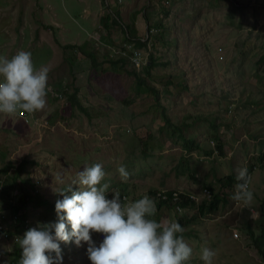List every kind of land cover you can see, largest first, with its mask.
Returning a JSON list of instances; mask_svg holds the SVG:
<instances>
[{
    "label": "rangeland",
    "instance_id": "rangeland-1",
    "mask_svg": "<svg viewBox=\"0 0 264 264\" xmlns=\"http://www.w3.org/2000/svg\"><path fill=\"white\" fill-rule=\"evenodd\" d=\"M40 1L0 0V56L10 59L29 51L35 67L50 69L43 111L25 119L0 114V214L10 234L0 233V264H10L20 248L16 237L57 222L55 211L37 207L35 200L15 220L12 208L19 198L29 192L55 204L63 199L59 191L85 167L103 166L108 199L118 189L134 201L144 195L154 200L155 190L200 195L207 187L225 197L237 183L238 154L250 149L248 154L255 155L246 167L261 162L264 0H47L48 13L40 11L45 8ZM93 12L106 13L103 21H108L101 23L109 29L89 19ZM136 17L143 20L141 34L152 35L143 45L126 36L131 30L124 23ZM55 18L61 29L51 24ZM147 26L156 29L153 34ZM152 38L157 45L149 47ZM124 43L146 52L143 68L131 66L132 48ZM150 59L155 66L148 68ZM74 93L87 114L72 105ZM184 139L200 148L186 150ZM212 139L215 146L222 141L223 153L215 154ZM120 166L129 173L127 182L117 171ZM58 173L63 182L56 180ZM251 176L256 220L239 205L204 215L195 204L181 214L156 205L160 223L184 221L183 237L193 250L186 264H202L204 247L217 251L213 264H264V254L248 234L251 228L256 238L264 229V170L255 169ZM71 188L79 190L78 185ZM234 229L240 238L234 239ZM92 238L98 246L99 234ZM60 247L58 264H91L87 244L77 247L73 240Z\"/></svg>",
    "mask_w": 264,
    "mask_h": 264
},
{
    "label": "clouds",
    "instance_id": "clouds-1",
    "mask_svg": "<svg viewBox=\"0 0 264 264\" xmlns=\"http://www.w3.org/2000/svg\"><path fill=\"white\" fill-rule=\"evenodd\" d=\"M49 71L45 65L35 67L29 51L20 50L10 59L0 56V114L11 117L43 111ZM117 171L122 182H127L126 168L120 166ZM236 173L237 183L230 199L251 209L256 219L259 213L251 207L252 176L246 166ZM105 175L99 163L85 167L66 190L59 191L63 199L55 202L57 222L30 228L23 238H17L22 249L19 264H58L62 260L60 242L73 240L77 247L81 242L88 245L91 264H186L190 260L193 250L183 237L181 225L175 220L157 222L153 218L156 202L147 195L134 201L127 197L122 200L120 191L114 189L108 199L110 185L102 183ZM56 180L63 182L61 174ZM71 185H78L79 190L72 191ZM93 233L103 235L98 246ZM46 253H55V259ZM216 256V250L204 247L200 258L204 264H213Z\"/></svg>",
    "mask_w": 264,
    "mask_h": 264
},
{
    "label": "trees",
    "instance_id": "trees-1",
    "mask_svg": "<svg viewBox=\"0 0 264 264\" xmlns=\"http://www.w3.org/2000/svg\"><path fill=\"white\" fill-rule=\"evenodd\" d=\"M118 19V18H117ZM130 38V37H128ZM140 41V40H139ZM139 45H143V42H139L138 43ZM261 61L264 60V55L262 57H260ZM120 61V60H118ZM118 63V62H117ZM117 63H112V64H117ZM151 66H153L152 63H150L149 65H147L148 68H151ZM135 75V74H134ZM141 80H138V83L140 84ZM78 90L75 91V93L77 92ZM71 94L70 95V100H71V103L74 107L78 108L81 112L87 114V109L79 102L78 100V97L76 94ZM218 137H216L217 139ZM184 147L186 148V150H189V151H193L195 150L194 148L196 149H199V145H197L194 140L192 139H184ZM215 151H217V154L220 153H223L224 152V145L222 143V141L220 139L216 140V146H215ZM264 158V157H263ZM262 158V159H263ZM24 169V165H20L19 168L17 169V172L20 173L22 172ZM249 170V173H252V171L254 170L253 169V166H250L248 168ZM231 180H235L233 179V177H230ZM28 182H30V180H28ZM208 188V187H207ZM67 189V187H66ZM65 189V190H66ZM209 189V188H208ZM75 190V189H74ZM73 188H72V191H74ZM76 191V190H75ZM157 191L155 190V192L152 193V196L155 197V193ZM67 193H71V192H67ZM127 194V193H126ZM126 194L122 195V200H123V196H127ZM128 197V196H127ZM153 197V198H154ZM222 197H220V195L218 194H215L213 193V200L211 202H207V204H205L204 202H202L200 204V212H202V214H206V212L208 213H211V212H214L215 210L218 209V206L219 204L221 203ZM32 200H35V205L37 207H46V208H49V209H52L55 211V204H52L50 203L49 201H47L46 199L40 197V196H35V197H32L31 194L29 192H25L18 200V205L17 206H14L12 208V211L14 212V216H18L19 212H21L22 210L25 209V207L28 205V203H30ZM193 203V202H192ZM184 207H187L189 206L191 203L190 202H184L182 203ZM157 209L158 210H161L163 209L165 206H168V207H171L170 204L166 203V202H158L157 204ZM154 219L157 220V222H159V218L158 217H153ZM22 222H24L22 220ZM179 224L180 221H178ZM25 224V223H24ZM54 234V233H53ZM250 235L253 236L252 232H250ZM254 237V236H253ZM254 240H255V246L256 248L258 249V251H260L262 254H264V229H262V232H261V235H259L258 237H254ZM21 255H22V249L19 248L17 250H14L13 254H12V259L10 261V264H19V260L21 258ZM46 255H50L51 258H54L55 257V253H46Z\"/></svg>",
    "mask_w": 264,
    "mask_h": 264
},
{
    "label": "crops",
    "instance_id": "crops-1",
    "mask_svg": "<svg viewBox=\"0 0 264 264\" xmlns=\"http://www.w3.org/2000/svg\"><path fill=\"white\" fill-rule=\"evenodd\" d=\"M114 2V1H113ZM44 4L45 5V8H41L40 9V11L41 12H46V13H48V12H50V9H51V7H50V5H49V3L47 2V0H42V1H40L39 2V4ZM109 7H111L110 6V4H109ZM149 8H154V5L152 6V5H150V7ZM111 9V8H110ZM112 11V10H111ZM118 12V11H117ZM88 14V13H87ZM103 14H106L105 12H103V13H101V14H95V12H93L92 13V16H90V18L89 19H95V24H96V21H97V23H99L98 22V20H100V25L103 27V29H106V28H108L109 27V25H108V23H101V22H105V21H108V19H106V20H104L103 21ZM116 14V13H115ZM118 14H120L121 15V13L119 12ZM166 14V13H165ZM169 14H171V13H169ZM89 15V14H88ZM123 15H124V12H123ZM98 16H100V17H98ZM122 16V15H121ZM121 19H122V17H121ZM123 20V19H122ZM141 21H143V20H141L139 17H136V19L135 20H133V21H131L130 23H124L128 28H129V30H131V33L130 32H128V29H127V33H126V36L128 35V34H130L131 35V37H132V40L133 39H137V40H141V42H143V44H145L144 42H145V39H146V37H147V39L149 38V36H150V38L152 37V35L151 34H149V33H147V34H145V36L144 35H142L141 34V27H142V23H141ZM51 24H53V26L54 27H56V26H58L59 27V29H61V27H62V24L60 23V22H57L56 21V18L54 19V21H53V23H51ZM139 24V25H138ZM147 25V24H146ZM52 26V25H51ZM162 28V27H161ZM109 29V28H108ZM125 29V28H124ZM147 29H149V31L153 34V32L156 30L155 28H150L149 26H147ZM151 29V30H150ZM159 29H157V31H158ZM124 31H126V30H124ZM161 39V38H160ZM157 40V39H156ZM156 40H153V38H152V40H150L149 39V41L147 42V44H148V46L150 47V46H156L157 44H156ZM158 42V41H157ZM125 44V43H124ZM123 44V45H124ZM131 44H135V43H131ZM74 45V44H73ZM127 45V44H126ZM69 47H72V45H70ZM108 47H110V46H108ZM106 51H108V49H106ZM144 51V50H143ZM145 52V51H144ZM145 54H146V52H145ZM148 55V54H147ZM92 59L93 60H95V58H93V56H92ZM151 60V62H149V64L150 63H154L153 61H152V59H150ZM97 64V61L94 63V65H96ZM149 64H147V65H149ZM113 65V64H112ZM155 65H153L152 67H154ZM125 67H127L128 68V65H126ZM213 128H217V125L216 124H213ZM217 130V129H216ZM215 130V131H216ZM211 141V140H210ZM212 142H213V139H212ZM214 143V142H213ZM215 144V143H214ZM215 147V146H214ZM225 145H224V151H225ZM250 150V149H249ZM249 150H246V152L247 153H240V154H238L236 157V160H237V163H238V168L240 167H245L246 166V164L248 163V159H255L254 157H255V155L253 154V152H251V153H249L248 154V152H249ZM240 151H241V149H240ZM226 153V152H225ZM261 160V159H260ZM262 161V160H261ZM252 164H255V165H257V168H256V171H258V170H264V164H262V162H253V163H251V165L250 166H252ZM249 166V167H250ZM249 167H247V168H249ZM255 171V170H254ZM228 191H229V189L227 188V191H226V196L224 197V196H221L222 198V201H221V204L218 206V209L217 210H215V211H222V210H224V209H221V207L223 206V205H227V207L229 206V208L228 209H225V213H227L230 209H235V208H238V205H236L235 204V202L234 203H230V202H233L231 199H230V195H232V191H231V193L230 194H228ZM227 197V198H226ZM203 202H205V204H207V202L206 201H203ZM191 204H195V203H191ZM191 204L189 205V206H187V207H185L186 209H188L190 206H191ZM196 206H198V208H199V206L200 205H198V204H195ZM237 206V207H236ZM166 207V206H165ZM164 207V208H165ZM241 209H243L242 208V206H239ZM163 208V209H164ZM172 208V207H171ZM163 209H161V210H163ZM221 209V210H220ZM160 210V211H161ZM250 210V209H249ZM214 211V212H215ZM184 212V211H183ZM182 212V213H183ZM214 212H211V213H214ZM207 213V212H206ZM181 214V213H180ZM208 214H210L209 212H208ZM179 216H181V217H183L182 215H179ZM185 216V221H187V219H189L190 217L189 216H187V214L186 215H184ZM187 217V218H186ZM253 218V217H252ZM256 220V219H255ZM178 221H180V223H182V222H184V221H182L181 219H179ZM235 231H238V232H240L239 230H237V229H234ZM233 230V231H234ZM250 232H252V234H253V236L255 237L256 235H255V233H254V230L253 229H249L248 230V234L250 235ZM242 233H244L243 231H242ZM250 236H252V235H250ZM252 236V237H253ZM202 264H204V262H202Z\"/></svg>",
    "mask_w": 264,
    "mask_h": 264
},
{
    "label": "built area",
    "instance_id": "built-area-1",
    "mask_svg": "<svg viewBox=\"0 0 264 264\" xmlns=\"http://www.w3.org/2000/svg\"><path fill=\"white\" fill-rule=\"evenodd\" d=\"M124 0H115V2L117 4H121ZM135 44H130V45H126V43L124 44V46H126L127 48H132V54L130 56V63L131 66L134 69H141L143 68V65L145 64V57L146 54L142 49H138V48H134ZM125 54V52H124ZM27 113H18V117L25 119L27 117ZM213 143V142H212ZM214 144V143H213ZM215 146V144H214ZM215 154H217V151H215ZM262 164H264V158L262 159ZM253 169L255 170L257 168V165L252 164ZM251 175V173H249ZM234 193V188L232 189V194ZM155 197L154 200H156L157 202H166L168 204L171 205L172 208H174L178 213H182L183 211L186 210V208L183 206L182 203L184 202H190V203H195L200 205L203 201L206 202H211L213 200V193L210 189L208 188H204L202 189L201 194H196L194 192H184L181 190H159L155 193ZM127 197V196H123ZM128 198V197H127ZM238 205V204H236ZM242 206V205H239ZM250 212L252 213V210L250 209ZM5 215L4 214H0V233H4L5 237H9L10 234L7 233V228L4 227L3 223L5 222ZM18 217L15 216V220ZM18 220V219H17ZM233 237L234 239H238L240 238V234L238 231H233ZM17 241V237L15 238ZM103 240V235L99 234V241L102 242Z\"/></svg>",
    "mask_w": 264,
    "mask_h": 264
}]
</instances>
